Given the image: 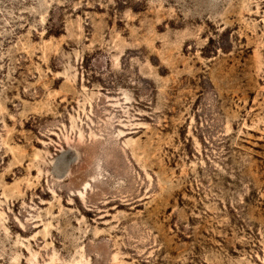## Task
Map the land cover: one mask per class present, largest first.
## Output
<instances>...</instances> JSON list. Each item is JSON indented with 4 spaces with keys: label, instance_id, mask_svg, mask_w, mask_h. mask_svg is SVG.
<instances>
[{
    "label": "rangeland",
    "instance_id": "rangeland-1",
    "mask_svg": "<svg viewBox=\"0 0 264 264\" xmlns=\"http://www.w3.org/2000/svg\"><path fill=\"white\" fill-rule=\"evenodd\" d=\"M0 264H264V0H0Z\"/></svg>",
    "mask_w": 264,
    "mask_h": 264
}]
</instances>
